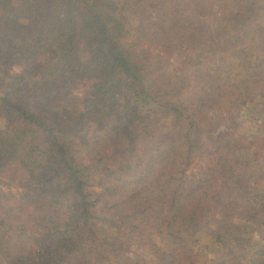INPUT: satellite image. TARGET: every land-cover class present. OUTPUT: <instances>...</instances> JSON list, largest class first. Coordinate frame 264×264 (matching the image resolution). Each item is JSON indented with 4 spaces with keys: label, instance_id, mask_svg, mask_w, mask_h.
Here are the masks:
<instances>
[{
    "label": "trees",
    "instance_id": "1",
    "mask_svg": "<svg viewBox=\"0 0 264 264\" xmlns=\"http://www.w3.org/2000/svg\"><path fill=\"white\" fill-rule=\"evenodd\" d=\"M245 52L264 62V0H0V264L139 263L156 239L197 264L209 223L211 264H264L239 203L264 192L216 159Z\"/></svg>",
    "mask_w": 264,
    "mask_h": 264
},
{
    "label": "rangeland",
    "instance_id": "2",
    "mask_svg": "<svg viewBox=\"0 0 264 264\" xmlns=\"http://www.w3.org/2000/svg\"><path fill=\"white\" fill-rule=\"evenodd\" d=\"M213 26V21L204 24L209 33L212 32ZM238 66L239 87L235 86L230 96L233 103L240 105L234 135L235 149L218 151L216 159L227 166L238 183H245L246 187L257 190L259 194L264 192V62L255 54L245 52ZM222 131L224 129L221 127L217 133ZM199 165L200 163L196 162L190 172H196ZM242 188L235 186L236 193ZM244 201L253 205L250 207L251 213L255 208L259 213L264 212V200L257 201L249 196L244 200L240 199L239 203ZM213 227V223L207 224L196 239L194 260L197 264H211L219 253L225 254V250L213 240ZM243 228L251 234L249 224L245 223ZM155 244L161 249L158 255H151L146 249H138L137 252L144 259L142 262L134 261L133 257L134 260L128 259L124 254L117 264H167L169 247L160 239H156ZM261 245H264V242Z\"/></svg>",
    "mask_w": 264,
    "mask_h": 264
}]
</instances>
